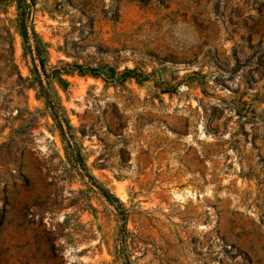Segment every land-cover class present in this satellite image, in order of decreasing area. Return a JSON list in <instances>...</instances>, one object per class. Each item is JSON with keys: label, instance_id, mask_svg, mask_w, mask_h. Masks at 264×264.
Wrapping results in <instances>:
<instances>
[{"label": "rangeland", "instance_id": "obj_1", "mask_svg": "<svg viewBox=\"0 0 264 264\" xmlns=\"http://www.w3.org/2000/svg\"><path fill=\"white\" fill-rule=\"evenodd\" d=\"M19 2L73 135L0 0V264H264V0Z\"/></svg>", "mask_w": 264, "mask_h": 264}, {"label": "trees", "instance_id": "obj_2", "mask_svg": "<svg viewBox=\"0 0 264 264\" xmlns=\"http://www.w3.org/2000/svg\"><path fill=\"white\" fill-rule=\"evenodd\" d=\"M33 0H29V2H32ZM16 16H15V22H16V27L17 31L20 37L21 45L23 48V53L24 50L27 49L30 53V57L32 60V64L28 66V71L29 75L32 74L31 76H26L27 80V87H32L35 88L37 87V91H39L36 95L41 97L45 103L46 106H48L53 112V119L55 121V124L58 127V130L64 137H66L67 142L69 145L71 144L70 139L68 138L69 136H72L70 130L73 126L69 123L67 116L65 114V110L61 104H57L52 101V96L51 92L48 89V85L42 84V81L40 79V75L37 72V64L41 67L42 71H44V61L43 58L40 56L41 52L44 49V42H42L41 38L37 34V32L34 30L33 26L30 24L28 21V13L24 9L20 7V2L19 0H16ZM34 59H37V63H35ZM56 68L51 69V72H55ZM58 80L61 82H65V79L61 78L60 76L58 77ZM35 81L38 83L36 86ZM56 108H62V112H57ZM61 119L65 120V125H66V130L62 126Z\"/></svg>", "mask_w": 264, "mask_h": 264}]
</instances>
